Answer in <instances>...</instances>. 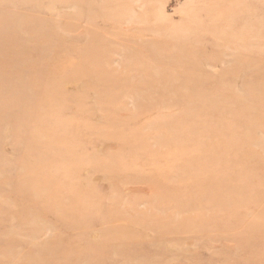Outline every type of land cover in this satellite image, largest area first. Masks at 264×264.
Listing matches in <instances>:
<instances>
[{
  "label": "rangeland",
  "instance_id": "1",
  "mask_svg": "<svg viewBox=\"0 0 264 264\" xmlns=\"http://www.w3.org/2000/svg\"><path fill=\"white\" fill-rule=\"evenodd\" d=\"M0 264H264V0H0Z\"/></svg>",
  "mask_w": 264,
  "mask_h": 264
}]
</instances>
